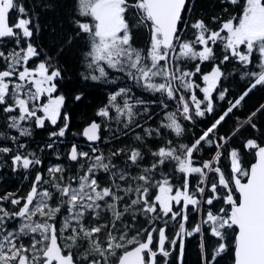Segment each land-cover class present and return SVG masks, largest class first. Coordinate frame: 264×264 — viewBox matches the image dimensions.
Segmentation results:
<instances>
[{
	"label": "snow or ice",
	"instance_id": "snow-or-ice-1",
	"mask_svg": "<svg viewBox=\"0 0 264 264\" xmlns=\"http://www.w3.org/2000/svg\"><path fill=\"white\" fill-rule=\"evenodd\" d=\"M76 2V31L66 43L86 37L85 67L89 71L83 78L116 87L97 111L101 122L92 121L82 132L91 142L89 151L78 150L74 144L67 154L69 161L77 162L74 176L65 177L62 165L50 166L44 173L36 172L26 194L0 196V264H157L158 256L167 264L177 240L181 241V260L184 235L205 231L217 244L210 253L201 244V264H219L229 249L227 234L233 228L238 229L233 245L235 264H264V131L256 123L264 115V105L242 123L236 117V127L229 135L217 133L252 91L264 87V0H244L239 18L214 17L215 29L203 19L191 24L182 19L191 10V0ZM227 2L237 5L240 0ZM13 12L16 19L10 24ZM34 15L19 0H0V111L5 114L6 127L18 134L0 133V140L12 145L0 144V154H11L13 171L42 166L36 153L25 151L19 138L31 137L30 122L37 128H44L46 121L57 125L64 103L62 95L53 97L61 71L52 66L49 56L41 59V51L32 43L33 29L39 32ZM181 25L192 30L191 40L182 37ZM140 27L149 33L144 49L134 46L133 35ZM5 38L14 41L7 51L2 47ZM217 49L222 53L219 56ZM229 62L245 69L241 76L248 84L237 98L226 100L228 90L220 82L227 78L223 66ZM206 63L211 65L208 72L202 71ZM108 70L118 75L110 76ZM125 79L156 98L145 101L135 96L126 83L119 86ZM43 97L46 103H41ZM220 101H226L227 107L191 145L174 146L171 139H164V130L182 136L181 119L193 121L212 114L215 102ZM170 103L174 110H169ZM149 105H157L161 112H150ZM138 106L143 107L147 120L162 115L160 124L151 128L136 120L141 115ZM63 119V126L49 133L52 142L45 148L53 149V138L65 137L66 114ZM122 120V133L110 136L109 141L131 133L134 144L105 156L96 146L102 139L101 124L110 132L108 122ZM246 128L258 133L242 144L256 158L250 169L242 167L240 150L231 147L233 138ZM149 138L163 140L162 146L153 151L147 145ZM203 146L214 154L208 160H195L194 154L200 157ZM146 152L152 159L143 166ZM222 159L229 160V177L219 166ZM167 166L171 172L164 170ZM101 174L107 182L100 181ZM234 191L239 193L238 200ZM220 201L228 207L216 209ZM6 203L13 209L6 208ZM190 211L200 220L188 230ZM10 221L18 222L16 227H9ZM140 221L144 224L138 227ZM171 222L178 224L179 231L168 239Z\"/></svg>",
	"mask_w": 264,
	"mask_h": 264
},
{
	"label": "trees",
	"instance_id": "trees-1",
	"mask_svg": "<svg viewBox=\"0 0 264 264\" xmlns=\"http://www.w3.org/2000/svg\"><path fill=\"white\" fill-rule=\"evenodd\" d=\"M20 3L28 10L29 15H34V23L38 24L39 32L33 29L34 35L31 38L34 46L37 47L38 51H41V59L47 55L51 58L52 66L54 68H59L61 71V78L56 81L57 93L64 97V103L61 109V119L58 121L57 125L52 126L48 121H46V126L44 128H37L34 124L31 127L32 135L31 137H20L19 142L26 145L25 151H33L36 156L42 161V166H37L36 168H30L29 170L17 169L12 170V164L10 156L0 154V196L5 193H15L17 195L26 194L32 184V180L36 172L44 173L50 166L62 165L65 169V177L74 176L77 173V162H71L67 158V154L72 147V145H77L78 150L89 151V142L82 136V132L87 125L92 121L101 122L102 118L97 116V111L103 107L108 100V94L114 90L116 85L104 84L101 82H94L91 80H86L83 76L88 74V69L85 65L86 51L88 48V39L81 36L79 39L74 40L71 45L66 43L69 35H74L76 29L73 26V20L76 19L77 2L76 0H19ZM244 4V0H240V3L233 5L228 3L227 0H191L190 12L183 15L182 19L187 21L189 24L197 19H203L210 28H217L218 24L213 22L214 17H219L223 20H227L233 16L239 18L241 14V8ZM194 5V6H192ZM16 19V13H10V24ZM182 32L181 35L186 40H191L192 30L190 28L184 29L181 25ZM149 33L143 27L138 28L133 35L134 46L140 49H144L148 45ZM24 42L21 41V46ZM14 46V41L10 38H5L2 47L7 51L8 48ZM221 50L217 49V55H221ZM33 66V64H32ZM191 63L187 65L191 68ZM210 64L202 65V71L208 72L210 70ZM107 70V69H106ZM110 76H117V73L111 72ZM223 71L226 74V79L222 78L220 85L228 90L227 99L237 98L246 88L248 84L247 78H242L241 74L245 71L238 63H226L223 66ZM125 83L132 87V82L124 80L123 83H119V86H125ZM132 92L137 97H141L145 101H151L155 99L153 95L145 92L139 87H132ZM158 95V94H157ZM198 95H200L198 93ZM79 96L80 99H76ZM261 105H264V87H257L252 91L242 102V106L239 110H234L233 114L226 118L222 125L217 129V133L220 136L229 135L236 127V117L240 118L241 123L244 118L255 111ZM215 111L212 114H206L202 118H193V121H183L180 122L184 127V133L182 136H175L170 130H164L166 135L164 139H171L173 145L187 144L191 143L198 138L203 130L211 125L213 120L222 112L226 107V101L215 102ZM137 110L141 113L136 120L144 124L145 127L155 128L160 124L163 119L162 115H156L153 119L147 120L143 115V107L138 106ZM169 110H174L171 103L169 104ZM149 111L152 113L159 114L161 109L157 105H149ZM67 115L68 120V130L66 131L65 137L63 138H53L56 140V144L53 149L45 148V145L51 143L52 140L49 138V133L58 131L60 127L64 124V115ZM122 123L123 120L118 124L116 121L108 122V128L111 131L105 130V125L101 124V141L96 144L100 151L104 153L105 156L109 155L110 151H114L116 148L122 147L124 145L134 144L131 133L127 136L121 134L120 139L109 141V137L116 135L117 133H122ZM258 127L261 131H264V115H260L256 121ZM7 121L5 114L0 111V133H4L6 136L18 135L15 130H10L6 127ZM135 132L140 133L141 129L135 128ZM258 133L254 132L251 128L243 129L238 137L233 138L231 142L232 148H238L241 153V164L244 169H249L252 163L255 161V157L252 153L246 152L243 147V141L247 138H254ZM0 144L12 147L10 141L0 140ZM163 140H157L149 138L147 140V145L153 151L159 146H162ZM143 148V145H139ZM41 149H44L41 151ZM214 154V150L203 146L200 157H196L195 160H208L211 159ZM59 155V159H57ZM151 157L145 153V160L143 166H147ZM119 163V161H117ZM222 171L225 173L226 177L231 175L229 160L222 159L219 165ZM166 172H171V166H167L164 169ZM101 182H107V176L101 174ZM197 177L194 175L191 178V183L194 185L196 183ZM175 180L178 182L180 180V174L177 172L175 174ZM246 180V177H244ZM223 191V190H221ZM234 196L239 199V195L234 191ZM9 210L13 209L10 204L4 205ZM216 209L220 207L227 208L228 206L220 201L215 205ZM179 220V218H177ZM200 217L195 213L189 212V222L186 225L188 230H191L192 226L199 222ZM18 223V222H17ZM144 221H140L137 225L142 226ZM14 222H9V227H14ZM179 229L178 224L175 222L169 223L167 227V234L171 233V238L174 237L175 233ZM237 233V229L233 228L228 231L227 238L229 242V249L223 255L222 259H219V264H233L234 263V237ZM27 243V239L24 241ZM156 242V237L154 235V246ZM203 243L204 248L210 253L211 250L216 246L217 240L210 236L207 231L202 234L194 233L191 236L185 235L183 241V256L181 258L182 264H201V244ZM179 247L177 246L175 250L167 258V264H181V260H178ZM157 264H164V258L158 256Z\"/></svg>",
	"mask_w": 264,
	"mask_h": 264
},
{
	"label": "rangeland",
	"instance_id": "rangeland-1",
	"mask_svg": "<svg viewBox=\"0 0 264 264\" xmlns=\"http://www.w3.org/2000/svg\"><path fill=\"white\" fill-rule=\"evenodd\" d=\"M241 48L243 49V46H241ZM32 64H33V62L32 61H30V66H32ZM57 96H60V95H58V93H57V91L55 92V93H53V97H57ZM47 102V97H43L42 99H41V103H46ZM62 109V108H61ZM33 124H31V122H30V126H32ZM175 210V209H174ZM34 219H36V218H34ZM15 223V226L14 227H16V225H17V222H14ZM14 227H11V228H14ZM184 237H185V235H184ZM184 237H183V241H184ZM182 241V242H183ZM180 242V241H179ZM179 245H180V243H179Z\"/></svg>",
	"mask_w": 264,
	"mask_h": 264
},
{
	"label": "flooded vegetation",
	"instance_id": "flooded-vegetation-1",
	"mask_svg": "<svg viewBox=\"0 0 264 264\" xmlns=\"http://www.w3.org/2000/svg\"><path fill=\"white\" fill-rule=\"evenodd\" d=\"M243 180H244V177L242 178ZM234 194V193H233ZM179 230V229H178ZM178 230H177V232H178ZM167 231V230H166ZM166 235L168 236V239H172L171 238V233L169 232V234H167V232H166ZM175 236V235H174ZM174 238V237H173ZM180 240H177V244H176V247L178 246L179 247V243H181V241L179 242ZM165 247H166V249H168L169 248V245L166 243L165 244ZM175 247V248H176ZM175 250V249H174ZM174 250H171L170 249V252L172 253Z\"/></svg>",
	"mask_w": 264,
	"mask_h": 264
},
{
	"label": "water",
	"instance_id": "water-1",
	"mask_svg": "<svg viewBox=\"0 0 264 264\" xmlns=\"http://www.w3.org/2000/svg\"><path fill=\"white\" fill-rule=\"evenodd\" d=\"M89 125H90V124H89ZM89 125H87V126H89ZM87 126H86V127H87ZM86 127H85V128H86ZM85 139H86V138H85ZM89 143H91V142H89ZM97 143H98V142H97ZM255 162H256V159H255L254 163H255ZM254 163H252V164H254ZM250 167H251V166H250ZM249 169H250V168H249ZM242 182H245V183H246V182H247V177H246V180H243V179H242ZM237 193H238V192H237ZM238 195H239V193H238ZM178 231H179V230H178ZM237 233H238V229H237ZM237 233H236V234H237ZM233 264H235V261H234Z\"/></svg>",
	"mask_w": 264,
	"mask_h": 264
}]
</instances>
